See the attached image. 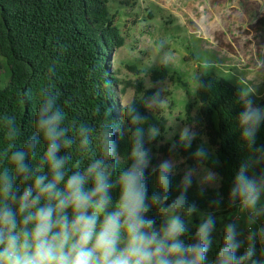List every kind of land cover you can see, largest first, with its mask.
Segmentation results:
<instances>
[{"label":"clouds","instance_id":"clouds-1","mask_svg":"<svg viewBox=\"0 0 264 264\" xmlns=\"http://www.w3.org/2000/svg\"><path fill=\"white\" fill-rule=\"evenodd\" d=\"M48 72L55 76L54 67ZM153 87L139 104L135 99L122 104V121L114 122L108 111L101 116L98 107L100 119L92 125L69 121L58 103L60 92L49 83L40 89L21 147L14 143L21 135L16 117H3L10 143L2 155L11 167L0 166V264H264V144L257 146L264 108L254 102L256 89L238 94L237 128L247 155L227 193V206L235 212L217 240L215 209L222 200L211 202L213 210H201L188 198L194 180L201 190L221 182L204 167L212 153L204 143L191 152L195 163L183 170L173 197V177L184 163L176 156L193 148L198 133L176 123L164 133L148 123L145 113L165 102V89ZM23 95L30 101L31 89ZM125 134L127 164L119 168L118 141ZM162 136L170 156L153 166L150 145ZM41 145L33 165L30 156ZM74 146L87 154L84 167L79 162L69 167Z\"/></svg>","mask_w":264,"mask_h":264},{"label":"trees","instance_id":"trees-1","mask_svg":"<svg viewBox=\"0 0 264 264\" xmlns=\"http://www.w3.org/2000/svg\"><path fill=\"white\" fill-rule=\"evenodd\" d=\"M123 44L108 0H0V58L9 72L6 84L2 85L0 80V166L11 167L2 155L10 143L5 138L3 117H16L17 130L21 135L14 143L21 147L32 128L31 115L38 106L40 89L49 83L60 92L58 103L69 121L77 119L95 125L100 119L95 111L98 107L101 116L108 111L114 122L122 121V105L116 98L119 81L110 69L109 55ZM50 67L55 68L54 77H50ZM128 68L136 75L140 74L135 66ZM150 78L153 82L171 78L186 88L180 75L174 72L171 76L169 69L163 65L153 70ZM106 80L111 82V87H103ZM193 80L198 110L192 115V107L187 106L186 119L197 129L198 137L192 149L180 151L177 156L194 165L191 152L199 144L204 143L211 151L212 159L204 167L222 177L220 185L217 189L201 190L193 182L188 198L201 210H213L210 208L211 202L222 200L215 209L218 216L235 210L227 206V193L234 172L247 155L239 139L236 121L242 111L238 94L243 89L213 66L198 67ZM27 89L32 91L30 101H26L23 95ZM133 89L132 99L138 104L144 95H150L155 90L146 88L140 77ZM255 104L264 108V98ZM145 114L149 116V124H156L165 132L166 118L157 111ZM121 127H126V122ZM261 144H264V125L257 134V146ZM118 147L119 168H123L127 164V134L118 141ZM168 148L169 143L160 150L170 156ZM42 150L41 145L36 156H30L33 165ZM72 156L70 168L77 162L81 167L87 164V154L79 153L75 146ZM180 178L178 174L173 177V197L177 195L176 184ZM153 187L154 177L150 176V191Z\"/></svg>","mask_w":264,"mask_h":264},{"label":"rangeland","instance_id":"rangeland-1","mask_svg":"<svg viewBox=\"0 0 264 264\" xmlns=\"http://www.w3.org/2000/svg\"><path fill=\"white\" fill-rule=\"evenodd\" d=\"M108 5L124 40L123 46L109 55L110 69L119 81L118 103L133 98V85L139 77L146 88L163 87L165 102L159 110L151 111L166 118L164 133L172 132L175 123L198 132L188 123L186 112L187 106L192 107V115L198 110L193 78L200 66H213L244 91L255 88V103L264 98V0H108ZM162 65L171 76L174 72L180 75L186 88L171 78L153 82L151 72ZM129 66H135L140 74ZM8 78V68L0 58L2 85ZM167 143L162 136L151 146L153 166L169 158L160 150ZM176 158L184 161L176 172L182 176L183 170L193 165ZM219 185L204 188L217 189ZM234 212L217 216V240Z\"/></svg>","mask_w":264,"mask_h":264}]
</instances>
